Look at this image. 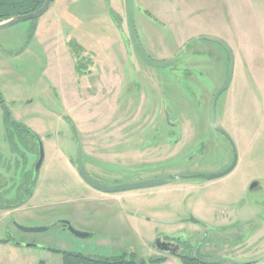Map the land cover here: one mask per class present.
I'll use <instances>...</instances> for the list:
<instances>
[{
	"label": "rangeland",
	"instance_id": "obj_1",
	"mask_svg": "<svg viewBox=\"0 0 264 264\" xmlns=\"http://www.w3.org/2000/svg\"><path fill=\"white\" fill-rule=\"evenodd\" d=\"M193 1L208 6L192 12L181 0H135L139 41L156 61L172 58L196 37H216L230 46L235 70L229 89L218 99L217 118L240 150L241 179L248 181L255 172L264 177V0ZM57 2L37 19L0 28V97L4 101L0 103V203L14 204L26 197L20 182L36 165L39 138L45 151L29 200L20 207L0 209V264H63L62 254L51 248L94 256L127 253L136 261L160 256L156 238L182 224L165 220L186 216L188 210L207 218L208 197H221L224 191L205 195L183 179L116 192L127 196L121 202L107 199L80 175L75 137L89 175L105 184L158 177L164 171L158 168L159 160L171 158V150L193 147L196 117L212 139L211 148H230L218 131L206 126L210 102L227 74L228 54L221 44L202 38L190 43L169 67H155L133 47L127 0H107V12L99 6L93 12H81L80 6L73 5L67 19ZM43 23L52 29L49 36L57 35L49 42L56 44L51 50L41 42L43 28L39 37L32 35ZM199 65L218 77L213 88L200 94L191 91L192 75ZM5 110L17 124L37 133L38 139L20 128L11 129ZM166 111L177 123L168 124ZM31 173L28 179L34 177ZM261 211L264 218V190ZM133 214L138 216L132 222L138 231L119 221ZM63 220L90 237L75 236ZM15 222L48 229L25 232ZM245 237L239 233L230 238L241 242ZM221 242L211 240L214 253L252 258L264 252V223L258 234L248 237L247 248L221 251L217 248ZM253 242L257 246L250 248ZM170 259L158 264H182L174 255ZM254 264H264V259Z\"/></svg>",
	"mask_w": 264,
	"mask_h": 264
},
{
	"label": "flooded vegetation",
	"instance_id": "obj_2",
	"mask_svg": "<svg viewBox=\"0 0 264 264\" xmlns=\"http://www.w3.org/2000/svg\"><path fill=\"white\" fill-rule=\"evenodd\" d=\"M199 66L200 69H197V74L193 73L192 75L193 84L191 86V91L200 94L213 88L218 77H215V75H213L208 68H204L203 65ZM226 77L227 74L221 81L217 90L223 85ZM211 102L208 108L209 115L206 126L207 128H212L218 131L219 134L228 141L230 148H211L212 139L207 137L209 136V133L203 131L202 126L199 124L198 118L196 117L192 123L194 129L193 147L190 150H171L170 152L174 153L169 155L171 158L159 160V162H157L160 166L158 168L164 169V171L159 172L158 177H171L172 181L170 182H178L185 179L183 181L186 185L191 188H201L205 195L213 192V190H219V192L224 191L221 192L223 196L218 194L221 197H218L216 194L208 197L209 201H211V205L209 208L210 216L207 218L197 216L193 211L188 210L186 216L165 220L166 223L170 225L176 223L182 224L180 227H176V229L170 228L168 231L161 233V236L159 235L156 240L159 237H162L163 241L170 242L171 244H168L166 247L173 250L177 254L176 257L181 260L182 263L185 258L196 259L197 261L204 263H219L202 260L197 256V251L199 250L200 255L204 258L224 256V254L220 253L218 250L214 253V245L211 243L212 239L219 238V240H222L220 244H217V248H221V251L238 246L242 247L247 243L249 236L258 234V232L261 231L264 223V218L261 215L264 177H262L260 173L255 172L250 176L251 178L248 181H246L245 178L241 179V173L239 171L241 163L240 150L238 149L231 133L224 126V123L222 124L217 118L219 124L218 127L214 128L212 126L210 118ZM174 123L176 122L168 124L172 126L171 124ZM178 126L179 125L173 127ZM75 138L77 141H80L78 137ZM176 139L169 140V137H167V140L169 141H175ZM177 166H179V169L177 170L166 169ZM229 169L230 171L223 176L210 178V175L212 174L222 173ZM181 172H194L199 175L176 179V175ZM244 184L246 185L244 186ZM214 195L216 196L213 197ZM246 209L250 210L249 213L244 211ZM188 222L191 223V229H189L191 226H185ZM239 233H243V235L246 234L245 240L241 242L231 241L230 237L235 238V235ZM156 240L154 245L156 244ZM256 246V242L249 245L250 248H255ZM156 251L160 256H169L160 253L157 249Z\"/></svg>",
	"mask_w": 264,
	"mask_h": 264
},
{
	"label": "water",
	"instance_id": "obj_3",
	"mask_svg": "<svg viewBox=\"0 0 264 264\" xmlns=\"http://www.w3.org/2000/svg\"><path fill=\"white\" fill-rule=\"evenodd\" d=\"M53 1L54 0H45L44 4L36 11L30 12L27 14H23V15H17V16L11 17L7 20L0 22V28H4V27L14 25L20 21L33 20V19H37V18L41 17L50 8ZM134 1L135 0H127L128 28H129L130 37H131V41H132L134 49L136 50V52L141 56V58L146 63H148L152 66H155V67H169L171 64H173L174 62H176L179 59L181 54L187 49V47L189 46L190 43H192L195 40L202 39V38L221 44L224 47V49L226 50V52L228 53V55L230 57V64H229V68H228L227 77H226L223 85L214 94V96L212 98V102H211V109H210L211 124L214 128H217L219 125L218 120H217V112H216L217 101H218L220 95L226 89L229 88V86L232 82L234 70H235V57H234V53H233L232 49L230 48V46L226 42H224L223 40L218 39L216 37H196L193 40H190L189 42H187V44H185L184 47L181 50H179L172 58H170L168 60H163V61H156V60L152 59L147 54V52L145 51V49L143 48V46L141 45V43L139 41L138 33H137V29H136V23H135V16H134ZM166 117H167L168 123H172L171 117H170V114L168 111H166ZM78 142H79V163H78L79 164V173L82 176V178L88 184L92 185L93 187H95V188H97L103 192L116 193V192H120V191L154 187V186H159V185L166 184V183H169L170 181H172L171 177L163 176V177H158V178L143 179V180H137L134 182H126V183H118V184H105V183L99 182L89 175V173L85 167L84 160H83L82 146L80 144V141H78ZM38 145H39V158H38L36 165L34 167V177L32 178V183H34L36 181V177L40 171V168L42 166L44 156H45L44 144L40 138L38 139ZM230 169L225 171V172H222V173L212 174V175H210V178H216V177L223 176L225 173L230 171ZM197 175H199V174L194 173V172H181V173H178L176 175V179H179L181 177H194ZM10 208H11V206L8 204L0 203V209H10ZM195 220H197V219H195ZM62 223L75 236H78L81 238L90 237L89 233H86V232H83V231L76 229L70 221L63 220ZM15 225L17 226V228H19L20 230L25 231V232H38V231H45L48 229L46 227H26V226L20 225L16 222H15ZM16 244L20 245L21 243L16 242ZM168 244H171V243L165 242V241H163L162 237H159L156 240L155 246H156V249L160 253H163L165 255L176 256L177 254L173 250L166 247ZM26 245L27 246H34V244H26ZM197 256L199 258H201L202 260L211 261V262H227V263H231V264H254V263L264 259V252L254 256L252 258L246 259V260H239V259H235V258L228 257V256H214V257L204 258L200 255L199 250L197 251Z\"/></svg>",
	"mask_w": 264,
	"mask_h": 264
},
{
	"label": "trees",
	"instance_id": "obj_4",
	"mask_svg": "<svg viewBox=\"0 0 264 264\" xmlns=\"http://www.w3.org/2000/svg\"><path fill=\"white\" fill-rule=\"evenodd\" d=\"M44 2L45 0H0V22L16 15H22L36 11L44 4ZM34 31L35 30L33 29L32 35L34 34ZM76 69L78 70L77 65ZM185 78H188V75H186ZM3 102V98L0 97V103L3 104ZM4 119L6 120L7 124L11 126V129L20 128L27 133H30L32 137L35 138V140L38 139L39 135L33 130L23 125L17 124L8 110L4 111ZM68 120L72 124V126L75 127L72 119ZM31 172H34V169H32ZM31 172H27V176L25 177V179H22L20 182V184L22 185L21 187L23 188L22 190L24 192H28V194L23 200H20L14 204H8L11 206V208H16L24 205L32 196L35 182L32 183V178L28 179V174H31L33 176V173ZM51 250L62 254L63 264H158L166 261V258L163 256H152L149 260L136 261L134 256H131L130 258L127 253L115 256H94L79 251L61 250L55 248H51ZM182 264H222V262L204 263L199 262L196 259L185 258Z\"/></svg>",
	"mask_w": 264,
	"mask_h": 264
},
{
	"label": "crops",
	"instance_id": "obj_5",
	"mask_svg": "<svg viewBox=\"0 0 264 264\" xmlns=\"http://www.w3.org/2000/svg\"><path fill=\"white\" fill-rule=\"evenodd\" d=\"M57 4L59 6H62L64 7V9L62 8V12H63V18L67 19V18H71V15H66V14H71L72 12V6L75 5V6H80V11L81 12H93L96 10V8H98V6L100 7V11H103L104 12H107V9L106 8V4L108 3L107 0H57ZM55 3V0L53 1ZM181 5H189V7L191 8V11L192 12H195L197 11V9H201L202 8H207L208 5H200L199 3H195L193 0H181ZM223 5V4H221ZM224 6V5H223ZM84 7V9H82ZM218 7H220V2L218 3ZM65 14V15H64ZM60 17V16H59ZM41 25V26H40ZM39 27L36 28V30L34 31V34L33 36L35 35V37H39V34H40V30L42 33V36H43V40L41 41L42 44H44L45 46H47L49 48V50L53 49V47L56 46V44H53L51 46V40L53 38H56L57 35L55 34L54 36H49L48 33H50L49 31H52L51 28H49V26L47 27V24L46 23H43V24H40ZM60 35V34H59ZM67 47V52L66 54L68 55V57H72V51L71 49ZM48 50V49H47ZM70 52V54H69ZM70 57V58H71ZM0 62H1V59H0ZM1 68V67H0ZM74 68H76V65H74ZM77 70V69H76ZM1 71V70H0ZM103 197H106L107 199H116L118 201H122V199L126 198V197H123L121 194H107V193H103L101 194ZM125 200V199H124ZM136 219H138V216L136 214H133V215H128L126 217H123L119 219L120 222H127L130 227L134 230V231H138L137 228H135V226H133V223L132 222H135ZM73 251H76V250H73ZM81 252V251H79ZM163 257L166 258V261H171L170 259V256H164L162 255Z\"/></svg>",
	"mask_w": 264,
	"mask_h": 264
}]
</instances>
